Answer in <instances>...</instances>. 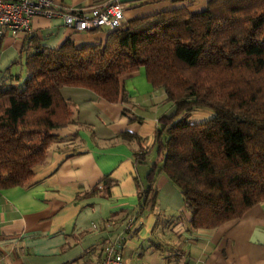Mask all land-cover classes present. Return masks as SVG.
<instances>
[{
  "label": "trees",
  "instance_id": "16d2710c",
  "mask_svg": "<svg viewBox=\"0 0 264 264\" xmlns=\"http://www.w3.org/2000/svg\"><path fill=\"white\" fill-rule=\"evenodd\" d=\"M105 32L102 43L67 39L57 48L25 35L0 80V192L26 186L55 132L74 122L65 88L116 104L127 98L125 81L145 68L174 111L160 117L151 149L135 154L141 163L155 154L144 187L137 183L140 213L156 207L160 175L180 190L188 231L216 229L263 202L264 0H210L200 13L176 8ZM16 65L20 72L11 73ZM198 109L213 117L191 123ZM118 137L140 141L128 131Z\"/></svg>",
  "mask_w": 264,
  "mask_h": 264
},
{
  "label": "crops",
  "instance_id": "0c3cea01",
  "mask_svg": "<svg viewBox=\"0 0 264 264\" xmlns=\"http://www.w3.org/2000/svg\"><path fill=\"white\" fill-rule=\"evenodd\" d=\"M113 0H55V17L38 16L32 34L49 48L67 39L77 47L96 45L105 30L75 33L64 26L63 13ZM125 22L176 8L191 13L210 0H117ZM25 35L0 43V80L19 58ZM21 67L11 68L19 73ZM127 98L110 104L82 88H65L73 102L74 122L55 132L59 139L46 152L24 187L0 192V264H99L109 244L123 245V264H264V201L242 218L216 229L188 231L180 190L166 176L157 178L154 210L140 213L138 185H145L154 152L144 163L135 154L154 144L159 119L174 111L163 89L154 88L145 68L125 81ZM195 123L213 117L192 112ZM128 131L140 141H122ZM112 181L109 194L108 182ZM97 190L95 197L80 196Z\"/></svg>",
  "mask_w": 264,
  "mask_h": 264
},
{
  "label": "built area",
  "instance_id": "2783aa9c",
  "mask_svg": "<svg viewBox=\"0 0 264 264\" xmlns=\"http://www.w3.org/2000/svg\"><path fill=\"white\" fill-rule=\"evenodd\" d=\"M55 0H0V43L6 37L17 38L32 33L35 17H55ZM64 26L75 33L94 30H118L125 22V7L117 1H109L90 9L62 14ZM99 264H123V245L109 244Z\"/></svg>",
  "mask_w": 264,
  "mask_h": 264
},
{
  "label": "rangeland",
  "instance_id": "374dc122",
  "mask_svg": "<svg viewBox=\"0 0 264 264\" xmlns=\"http://www.w3.org/2000/svg\"><path fill=\"white\" fill-rule=\"evenodd\" d=\"M189 121H190L191 123H193V124L195 123V122H194L193 113L190 114V119H189Z\"/></svg>",
  "mask_w": 264,
  "mask_h": 264
}]
</instances>
